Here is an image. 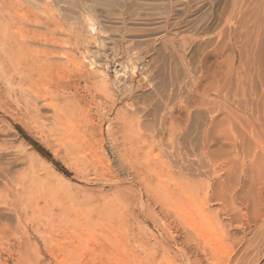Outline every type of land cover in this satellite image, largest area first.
Listing matches in <instances>:
<instances>
[{
  "label": "rangeland",
  "instance_id": "obj_1",
  "mask_svg": "<svg viewBox=\"0 0 264 264\" xmlns=\"http://www.w3.org/2000/svg\"><path fill=\"white\" fill-rule=\"evenodd\" d=\"M263 5L0 0V66L2 30L15 24L40 51L32 54L56 69L44 86L49 99H36L30 113V101L0 99V184L15 180L19 199L33 205L21 225L44 232L61 209L72 215L105 202L82 229L76 264H264L256 237L264 231V114L255 98L234 96L264 79ZM63 88V99L50 100ZM55 111L64 114L57 129ZM0 220L18 224L5 204ZM8 249L4 235L0 264H63L40 242L39 254L22 259Z\"/></svg>",
  "mask_w": 264,
  "mask_h": 264
},
{
  "label": "bare ground",
  "instance_id": "obj_2",
  "mask_svg": "<svg viewBox=\"0 0 264 264\" xmlns=\"http://www.w3.org/2000/svg\"><path fill=\"white\" fill-rule=\"evenodd\" d=\"M13 7H14V11H18L17 7L15 5H13ZM262 24L264 25V22ZM260 32H261V30H260ZM263 36H264V34H263ZM22 37L23 36H22V31H21L20 27H18L15 24L9 25V27H6L4 30H2V35H1L2 49H1L0 79L3 82L0 83V99L3 101L4 105L10 104L9 102L13 98H16L17 102L20 101V100H23L24 102L30 101V103L28 102V105L25 108V111L28 114V113L31 112V110L29 108H31L32 106L36 107V99H43L45 101H47L49 99L48 95H47V92L44 91V86L46 85L47 78L48 79H52V77H51L52 71L56 70V69L54 68L55 65L52 64L53 62L51 63L52 64L51 65L50 63L49 64L46 63V62L44 63V62H41L39 59H37V57H35L32 54V51H37V52H40V51L38 49H32L28 44H26V42L23 40ZM262 41H261V43H262ZM254 42H256V41H254ZM261 45H263V44H261ZM245 47H247V46H245ZM248 47H249V44H248ZM260 47H264V45L260 46ZM260 47H259V50H260ZM258 51H257V55H258ZM260 51H262V49ZM245 52L248 53V51H245ZM247 53H246V55H247ZM260 54H261V57H262L263 56L262 52ZM263 54H264V52H263ZM251 56H252V54H251ZM242 59H244V57ZM262 60H264L263 57L260 60H258L259 61L258 63L262 62ZM56 62L58 64V62H60V61L58 60ZM248 64L250 65V61L248 62ZM59 65H60V63H59ZM262 65H263V68L260 67V68H262L261 70L264 69V63ZM255 70L257 71V67H256ZM260 77H261V79L264 78V73L262 74V76L259 75L258 78H260ZM227 78H228V76H227ZM263 80L264 79H262L261 81H258V84H256V82L254 81L255 82V86H251V91H248V90H246L243 87V88H241V91H240L239 95H238V93L234 94L232 92L234 94V96H236L237 98L241 97L243 99H246L249 96L252 97L253 99L255 98V100H256V106H255L256 109H254V110H255V112L257 110V111L261 112L262 114H264V85H263L264 83L261 84ZM260 84H261V86H260ZM262 85H263V87H262ZM249 87H250V85H249ZM227 90L229 91V89H227ZM64 92H65L64 88L61 91H57L55 95L50 97V100H57L58 101V100L63 99L64 98ZM250 97H249V99H250ZM227 99H229V98H227ZM250 101H252V100H250ZM245 103H247V102H245ZM245 103L242 104L240 102L238 106L240 108H242V109L244 108L246 111L253 110L252 109L253 104L250 105V103L249 104L248 103L245 104ZM47 105L49 106V104H46V107H47ZM50 105H52V103ZM46 107H44V108H46ZM49 107H47V109ZM231 110H233V109H231ZM224 111H226V110H224ZM229 113H230V111H229ZM254 114H256V113H254ZM234 115H235V111H234ZM226 116H228V114H226ZM230 116H231V113H230ZM262 117H263V115L260 117L259 123H261V119H262V121L264 120ZM53 118H54L53 125H54V127H56V129H57V127H59L58 125L63 126V125H61L64 122V114L62 112L55 111V114H54ZM228 119H229V117H228ZM228 119L226 118L225 122ZM230 120L231 119H229V121ZM238 121H239V119H238ZM230 122L232 123V126H230V128L233 127V130H235L236 127L233 126L234 121L231 120ZM227 123H228V121L226 122V124ZM227 125L229 126V123ZM253 126H255V125H253ZM236 131H237V128H236ZM79 132L81 133L80 130H79ZM225 132H227V131H225ZM235 135H237V134H234V136ZM242 135H244V134H242ZM237 136H240V135H237ZM226 137L229 138L230 136L228 135ZM244 139H245V137H244ZM241 140H240L241 142L247 141V139L243 140V138H241ZM236 141H238V138H237V140L231 141L232 142V147H233V145H234V143ZM259 142H261V141H259ZM245 143H241L240 146L242 147V144H245ZM246 144H248V142ZM249 149H251V148H249ZM261 156H263V155L261 154ZM259 162H261V161H259ZM261 163H263V162H261ZM229 169H230V167H229ZM217 171H219V170H217ZM221 172H222V170H221ZM138 176H139V174H138ZM136 177H137V174H136ZM139 177H137V178H139ZM18 187H19L18 182H16L15 180H10V179L7 180V182H3V183L0 184V205L5 204V206L8 207L14 213L15 219H16V221L18 223L15 226V228L8 229V226L3 221L0 220V237L5 235V236H7V240L9 241L8 256L12 257L13 255H15L16 251H17V254H18L20 259H22L24 257H27V255L39 254L40 253L39 242H40L45 247V251H48V254L51 253V255H54V256L58 254V258L61 259L63 264H68L69 261H73V264H76V262H78L80 257H81V254H80V251H79V249H80L79 241H80L81 236H82V229L86 228L87 225L89 226V225L93 224V222L97 221L95 219H97L99 217V215H100L99 208L102 206L101 207V209H102L104 204H105V202L103 204H100V206H98V207H96L95 205L91 206V204L86 205L84 207V210H81L80 213H76L75 214L74 211H73L74 215H73V213H72V215L69 214L70 212L66 211V209H61V211L59 213L51 214L50 217L49 216L46 217L48 225H47V227H45V229H44L45 231L42 232L41 227H36V228H30L29 227L28 228L27 226L21 225L22 214L26 213L29 209H32L33 205L29 201H25V200H20L19 199V197H18L19 188ZM168 197H169V195H168ZM185 197H187V196H185ZM189 199L186 200V201L189 202ZM154 205H156V204H154ZM262 206H264L263 202H262ZM147 207L145 208V205L143 206V202H142V210H143L142 213H149V211L147 210L148 209ZM182 208H183V206L182 207L180 206L181 210H182ZM70 210H72V208ZM177 210H178V207H177ZM85 212L89 213L87 217H84L86 215ZM25 215H27V213ZM57 221H59V223H61V224L64 223L63 225H66V226L62 227V228L59 227L58 229L54 230L50 226L51 225H56ZM8 232H9V234H8ZM258 236H259V239L263 240L264 239V231H262L259 234H257L256 237L258 238ZM61 238L64 241V243H68V244H64V246H62V244H61L62 242L60 240ZM33 241H35V242L33 243ZM254 242H256V241H254ZM52 243L60 244L59 248L54 250V247L53 248L51 247ZM257 243H258V241H257ZM257 243H255V244H257ZM259 243H261V242H259ZM197 250H198V248H197ZM197 250H196V252H197Z\"/></svg>",
  "mask_w": 264,
  "mask_h": 264
}]
</instances>
